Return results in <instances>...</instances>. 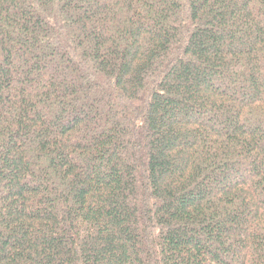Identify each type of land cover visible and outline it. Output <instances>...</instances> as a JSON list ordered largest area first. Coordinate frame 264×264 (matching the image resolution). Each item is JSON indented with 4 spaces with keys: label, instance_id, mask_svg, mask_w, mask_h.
Masks as SVG:
<instances>
[{
    "label": "trees",
    "instance_id": "1",
    "mask_svg": "<svg viewBox=\"0 0 264 264\" xmlns=\"http://www.w3.org/2000/svg\"><path fill=\"white\" fill-rule=\"evenodd\" d=\"M0 264H264V0H0Z\"/></svg>",
    "mask_w": 264,
    "mask_h": 264
}]
</instances>
